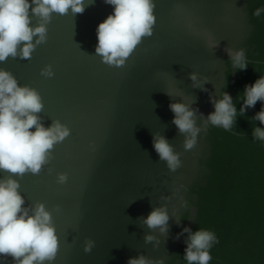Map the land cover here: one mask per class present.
<instances>
[{
	"label": "water",
	"instance_id": "95a60500",
	"mask_svg": "<svg viewBox=\"0 0 264 264\" xmlns=\"http://www.w3.org/2000/svg\"><path fill=\"white\" fill-rule=\"evenodd\" d=\"M247 1L152 0L151 34L119 66L95 51L97 26L113 11L104 0H84L81 14L53 12L47 20L29 9V26L43 24L45 40L36 44L33 37L29 58L20 57L19 45L0 71L37 93L42 107L34 115L42 127L60 124L69 135L48 150L37 173L0 170V181L18 183L29 215L37 205L50 214L58 248L42 264H128L138 257L167 264L180 245L188 246L175 228L187 211L184 232L196 223L197 197L189 190L202 179L200 161L211 155L207 128L222 127L208 116L226 62L238 52L245 61L252 29ZM235 71L232 65V83ZM176 103L194 113L199 131L191 149L184 148L188 134L172 123L169 105ZM157 137L178 156L175 170L153 149ZM156 209L168 216L164 231L143 223ZM0 264L18 262L0 256Z\"/></svg>",
	"mask_w": 264,
	"mask_h": 264
},
{
	"label": "clouds",
	"instance_id": "9594fccd",
	"mask_svg": "<svg viewBox=\"0 0 264 264\" xmlns=\"http://www.w3.org/2000/svg\"><path fill=\"white\" fill-rule=\"evenodd\" d=\"M112 6V13L97 26L96 53L107 64L117 66L123 64L142 36L151 34L154 23L152 0H104ZM32 5H35L34 7ZM32 15L45 20L55 12L65 14L69 10L73 14L84 11V0H0V62L8 57H16L19 45L21 58H29L34 49L33 37L40 44L45 40L46 28L43 24L30 27L29 9ZM260 15L258 9L255 13ZM242 53L232 57V64L244 70L247 64L242 60ZM42 75H51L45 70ZM190 79L195 80V75ZM257 101L261 110L255 119L264 125V76L252 85L246 86L243 93L241 114L253 107ZM40 98L34 90L18 87L16 80L7 72L0 71V170L10 174L22 175L26 171L37 173L46 162L48 150L69 135V131L60 124L45 129L38 123L35 113L41 110ZM214 111L208 120L213 125L229 129L237 115L232 98L224 93L222 99L213 102ZM173 113L172 123L180 133H187L185 149H191L199 131L195 127L193 111L184 104L169 105ZM34 129V131H29ZM255 136L264 140V129L257 128ZM153 149L161 160L166 161L171 170L179 166L178 156L162 137L154 139ZM65 177H58L63 183ZM18 183L9 178L0 181V256H11L18 264H42L51 261L58 248L57 237L51 226L50 214L43 205H37L29 215L22 208L24 201L18 194ZM168 220L163 209L153 210L143 223L149 228L159 227L165 230ZM152 237H147L151 240ZM214 240L207 231H198L190 236L185 249V260L188 264H208L211 256L208 249ZM91 248V242L85 252ZM128 264H150L144 257L130 259Z\"/></svg>",
	"mask_w": 264,
	"mask_h": 264
},
{
	"label": "trees",
	"instance_id": "16d2710c",
	"mask_svg": "<svg viewBox=\"0 0 264 264\" xmlns=\"http://www.w3.org/2000/svg\"><path fill=\"white\" fill-rule=\"evenodd\" d=\"M260 10V15L254 13ZM247 10L252 26L244 47L247 67H236L232 83V61H227L224 93L231 98L237 115L229 129L208 127L207 141L211 155L200 161L204 173L193 183L190 196L195 195L197 219L194 227L184 232L188 211L175 228L187 244L198 231L210 232L214 240L208 252V264H264V140L255 129L262 128L255 116L261 110L257 103L240 112L246 86L264 76V0H248ZM234 94V95H233ZM191 204L192 201L190 200ZM187 246L180 245L167 264H188Z\"/></svg>",
	"mask_w": 264,
	"mask_h": 264
},
{
	"label": "flooded vegetation",
	"instance_id": "af4514ba",
	"mask_svg": "<svg viewBox=\"0 0 264 264\" xmlns=\"http://www.w3.org/2000/svg\"><path fill=\"white\" fill-rule=\"evenodd\" d=\"M202 169H201V173H204V170H203V167H201ZM191 200H192V198H191Z\"/></svg>",
	"mask_w": 264,
	"mask_h": 264
}]
</instances>
